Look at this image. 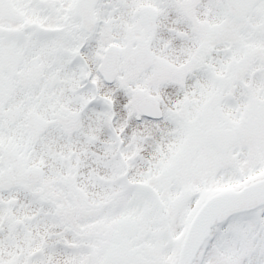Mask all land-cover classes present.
<instances>
[{
  "label": "snow or ice",
  "instance_id": "6c2138e0",
  "mask_svg": "<svg viewBox=\"0 0 264 264\" xmlns=\"http://www.w3.org/2000/svg\"><path fill=\"white\" fill-rule=\"evenodd\" d=\"M0 264H264V0H0Z\"/></svg>",
  "mask_w": 264,
  "mask_h": 264
}]
</instances>
